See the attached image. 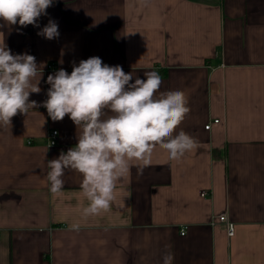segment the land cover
Returning <instances> with one entry per match:
<instances>
[{
    "label": "crops",
    "instance_id": "crops-1",
    "mask_svg": "<svg viewBox=\"0 0 264 264\" xmlns=\"http://www.w3.org/2000/svg\"><path fill=\"white\" fill-rule=\"evenodd\" d=\"M47 13L39 27H0V43L43 65L31 100L47 98L49 74L92 56L133 82L156 71L161 91L186 94L177 132L198 147L180 160L157 147L142 173L133 162L110 210L85 218L79 174L66 171L58 195L47 181V160L77 143L76 126L43 107L18 114L0 127V264H163L167 250L173 264H264V0H54ZM49 19L57 39L37 35ZM219 213L234 235L212 222Z\"/></svg>",
    "mask_w": 264,
    "mask_h": 264
},
{
    "label": "clouds",
    "instance_id": "clouds-1",
    "mask_svg": "<svg viewBox=\"0 0 264 264\" xmlns=\"http://www.w3.org/2000/svg\"><path fill=\"white\" fill-rule=\"evenodd\" d=\"M149 0H140L147 6ZM54 0H0V27L29 25L48 15ZM45 39H57L59 26L53 19L37 32ZM43 65L28 53L13 54L0 43V127L12 125V118L27 116L30 110L43 107L53 122L67 116L76 126L77 143L58 157L47 160L49 190L58 195L64 188L66 171L79 174L80 190L87 200L83 217L98 216L110 210L120 178L130 172L133 162L137 171L151 162L159 147L170 160H180L198 147L189 133L177 129L190 112L183 91H161L162 77L156 71H146V79L133 82V74L122 66H109L98 56L73 62L69 73L60 68L47 76L50 85L47 98L38 103L31 100L41 88L35 78ZM46 158V154H45ZM79 224L69 226L79 231ZM174 253L167 250L163 264H173Z\"/></svg>",
    "mask_w": 264,
    "mask_h": 264
},
{
    "label": "built area",
    "instance_id": "built-area-1",
    "mask_svg": "<svg viewBox=\"0 0 264 264\" xmlns=\"http://www.w3.org/2000/svg\"><path fill=\"white\" fill-rule=\"evenodd\" d=\"M213 122L214 123L215 122H219V119L218 118H215L213 120ZM213 122H208L207 124H205V128L206 129H210ZM58 134H59V131L57 129H52V130L49 131V133H48V143H49V146H54V145L57 144ZM207 194H208L207 190L201 191V195L202 196H206ZM212 222L213 223L224 222V224H226L227 234L229 236L234 235V233H235V223H234V221H231L227 217V215L225 213H219L216 216H214L213 219H212ZM187 229H188L187 225H184L181 228V234L182 235L186 234Z\"/></svg>",
    "mask_w": 264,
    "mask_h": 264
}]
</instances>
